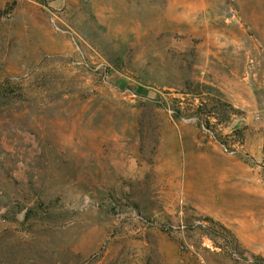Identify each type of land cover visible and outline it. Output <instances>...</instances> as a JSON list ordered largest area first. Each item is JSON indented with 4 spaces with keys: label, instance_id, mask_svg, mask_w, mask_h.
Returning a JSON list of instances; mask_svg holds the SVG:
<instances>
[{
    "label": "rangeland",
    "instance_id": "1",
    "mask_svg": "<svg viewBox=\"0 0 264 264\" xmlns=\"http://www.w3.org/2000/svg\"><path fill=\"white\" fill-rule=\"evenodd\" d=\"M0 264H264V0H0Z\"/></svg>",
    "mask_w": 264,
    "mask_h": 264
}]
</instances>
